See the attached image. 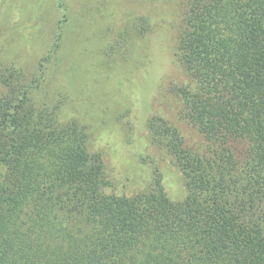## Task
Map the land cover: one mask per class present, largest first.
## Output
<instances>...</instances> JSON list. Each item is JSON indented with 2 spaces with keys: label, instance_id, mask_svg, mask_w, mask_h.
<instances>
[{
  "label": "trees",
  "instance_id": "trees-1",
  "mask_svg": "<svg viewBox=\"0 0 264 264\" xmlns=\"http://www.w3.org/2000/svg\"><path fill=\"white\" fill-rule=\"evenodd\" d=\"M178 5V120L150 124L184 199L151 155L153 182L128 192L84 126L0 69V264H264V0Z\"/></svg>",
  "mask_w": 264,
  "mask_h": 264
},
{
  "label": "rangeland",
  "instance_id": "rangeland-1",
  "mask_svg": "<svg viewBox=\"0 0 264 264\" xmlns=\"http://www.w3.org/2000/svg\"><path fill=\"white\" fill-rule=\"evenodd\" d=\"M178 4L0 0V69L13 70L24 83L25 102L54 108L61 124L84 126L128 192L153 182L151 155L174 201L186 195L184 176L158 149L150 119L178 120L164 99L165 79L180 74Z\"/></svg>",
  "mask_w": 264,
  "mask_h": 264
}]
</instances>
